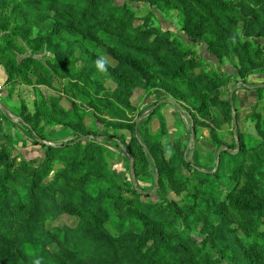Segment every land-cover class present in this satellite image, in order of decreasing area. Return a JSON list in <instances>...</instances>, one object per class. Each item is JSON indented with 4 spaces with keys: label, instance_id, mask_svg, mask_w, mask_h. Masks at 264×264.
<instances>
[{
    "label": "rangeland",
    "instance_id": "rangeland-1",
    "mask_svg": "<svg viewBox=\"0 0 264 264\" xmlns=\"http://www.w3.org/2000/svg\"><path fill=\"white\" fill-rule=\"evenodd\" d=\"M112 2L130 19L108 39L143 53L60 0H0V107L30 138L60 135L34 165L0 146V264H111L115 249L120 264H264L242 226L264 230L262 105L231 100L262 96L264 0Z\"/></svg>",
    "mask_w": 264,
    "mask_h": 264
},
{
    "label": "trees",
    "instance_id": "trees-1",
    "mask_svg": "<svg viewBox=\"0 0 264 264\" xmlns=\"http://www.w3.org/2000/svg\"><path fill=\"white\" fill-rule=\"evenodd\" d=\"M44 1L55 3L56 0H44ZM60 4L62 8H64L68 12H74V14H76V18L78 19L76 24L80 28L86 26L85 25L86 18L88 20L94 21L92 23L99 22L100 26L102 27V29H100V33H96V34L90 33V35L95 38L99 37V39L106 46H109L113 48L114 50H124L126 52L143 53L142 51H139L138 49L131 47L129 44H124L120 42L118 39L117 40L108 39L110 34L116 35L118 32H124L123 29L128 30L129 27H126V28H122V27L126 25V22L130 19L127 15V12L124 10V8H122V6L114 5L112 0H60ZM98 9L100 13H98ZM121 11H123V13H121ZM84 29L86 28L84 27ZM87 30L90 31V29H87ZM87 47L93 53L94 52L99 53V54L101 53L98 49L94 48L90 44H87ZM117 65L126 74H133L135 72L132 67H130L129 65L125 63L118 62ZM258 91L261 93L262 90H258ZM256 105H258V103H256ZM179 108L181 109V107ZM47 135H48V131L46 133V137ZM32 139L34 140V145H40L43 150V155H46L47 151L51 147L48 145H41L42 141L40 139H37L35 136ZM0 146H3V147L7 146L12 151H15L14 147L7 142L0 143ZM16 155L19 156L26 164L34 165V162L26 160L22 155L20 154H16ZM41 159H39L38 161H40ZM7 189H8V181H7V176L4 174L2 177H0V228L4 225L6 221L2 215V211H3V208L7 205V201H8L6 197ZM260 225L262 226V223H260V219L258 217H255L252 223H249L247 220H245V217H242V226L245 232L248 235L254 237L250 245L257 246L259 248L264 249V230L260 229ZM55 234L63 238L65 235V232L55 231ZM223 251L224 252L228 251V257L230 258V260L232 261L235 260L233 257V254L229 250L223 249ZM118 253H119L118 249H115L112 251L111 264H120L122 262V260H120L117 256ZM43 256L44 255L41 254L42 258ZM143 262L144 264H148L147 261L145 260Z\"/></svg>",
    "mask_w": 264,
    "mask_h": 264
},
{
    "label": "crops",
    "instance_id": "crops-1",
    "mask_svg": "<svg viewBox=\"0 0 264 264\" xmlns=\"http://www.w3.org/2000/svg\"><path fill=\"white\" fill-rule=\"evenodd\" d=\"M6 81V75L3 68L0 66V85ZM261 99L258 97V93L254 90H250L246 87L239 88L231 96L233 106L238 110L249 109L250 107L256 105V103H261L262 110L261 114L264 115V89L261 91ZM168 100V99H167ZM166 111L169 116L165 115V123L168 128L174 129V132L178 134L176 138L184 137V128L183 123L181 122V117H179V112L174 107H167ZM178 127H176L177 125ZM170 130V129H169ZM168 130V131H169ZM52 131V130H50ZM173 131V130H172ZM44 143L45 145H51V143L60 141V135L52 138L49 136ZM68 135V133L66 134ZM50 139H55L51 141ZM7 142L11 144L16 154L22 155L26 160L31 162H36L41 159L43 156V150L40 145H34V140L27 136L17 125H14V122L11 121L5 114V112L0 107V143ZM17 151V152H16Z\"/></svg>",
    "mask_w": 264,
    "mask_h": 264
},
{
    "label": "clouds",
    "instance_id": "clouds-1",
    "mask_svg": "<svg viewBox=\"0 0 264 264\" xmlns=\"http://www.w3.org/2000/svg\"><path fill=\"white\" fill-rule=\"evenodd\" d=\"M96 63H97V66H98V67L103 68V63H102L101 61L98 60Z\"/></svg>",
    "mask_w": 264,
    "mask_h": 264
},
{
    "label": "built area",
    "instance_id": "built-area-1",
    "mask_svg": "<svg viewBox=\"0 0 264 264\" xmlns=\"http://www.w3.org/2000/svg\"><path fill=\"white\" fill-rule=\"evenodd\" d=\"M2 90H3V87H2V85H0V93L2 92Z\"/></svg>",
    "mask_w": 264,
    "mask_h": 264
},
{
    "label": "water",
    "instance_id": "water-1",
    "mask_svg": "<svg viewBox=\"0 0 264 264\" xmlns=\"http://www.w3.org/2000/svg\"><path fill=\"white\" fill-rule=\"evenodd\" d=\"M170 100V99H169Z\"/></svg>",
    "mask_w": 264,
    "mask_h": 264
}]
</instances>
